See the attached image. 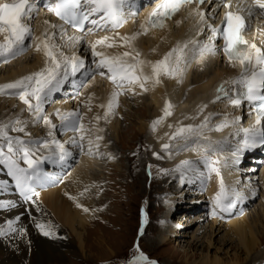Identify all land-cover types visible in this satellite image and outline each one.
Listing matches in <instances>:
<instances>
[{
  "label": "bare ground",
  "instance_id": "bare-ground-1",
  "mask_svg": "<svg viewBox=\"0 0 264 264\" xmlns=\"http://www.w3.org/2000/svg\"><path fill=\"white\" fill-rule=\"evenodd\" d=\"M4 1L6 0H0V3ZM47 1L50 0H38L33 18L25 21L30 25L32 33L31 37L25 41L24 51L15 58L9 59L7 63L4 62L3 58H0V84L13 82L21 77L40 71L45 66L43 51H37L35 48L36 43H39V39L34 40L32 37L41 38L46 30L50 33H57L54 38L55 43L60 46L59 50L69 57L75 54L82 59H87L89 54V59H91V49H88L89 43L104 36H109L115 40L117 46L111 48L98 46L97 51H102L108 56L118 55L125 51H132L135 54L138 51L141 54V59L155 62L162 59L167 52L175 47L177 42L195 39L201 45L209 43L211 33L208 25L211 17H216L214 9L205 10L202 6L200 9L205 13L206 23L203 33L198 35L197 32L200 27L198 25L199 17L193 13V9L197 5H189L176 13L171 20L164 22L165 26L163 28L149 29L146 35H140L133 41L131 47L120 46L122 42L119 40V36H132L140 32L141 25L145 24L149 11L156 4L155 0L151 2L149 0H139L138 5L131 0H124L123 14L126 22L123 26L117 29H111L110 27L107 29H95L91 23H87L83 33L67 29L68 35L84 36V40L80 44L75 47H68L65 41L59 37L60 25H56L51 19V12L48 10V6L51 4H47ZM256 16L257 24L261 26L262 33H264V25H262L264 23V11L258 10ZM97 18L92 17V19ZM45 21L49 23L46 24ZM49 24L56 25V29L51 28ZM89 29H93V31L89 32ZM263 37L260 35V38ZM247 38L249 39V36ZM2 40L3 36L0 35V41ZM253 43L256 44L257 42L253 41ZM233 66H236L235 62L226 64L220 60L218 54L205 55L201 58L198 54L193 57L189 53L188 61L181 76L176 78L161 77L160 84L154 87L151 83L147 85L148 91H141L138 86H135L134 91L128 90V86L118 90L123 97H120L121 94L118 96V107L114 109L113 114L109 115L107 119H104L105 108L101 107V105H107L111 93L116 90L115 86L108 79L106 69H98L97 74H94V76L91 74L85 80V77L89 74V68L87 70L83 68L80 71L81 75L77 73V77L70 76L67 81L48 95L43 104V114L49 116L52 123L56 125V128L52 130V136L48 135L50 129L42 121L37 124L32 123V117L26 110L27 106L18 96L0 94V108H2L0 123H6L17 117L20 119L25 117V120L28 121L26 131L31 134L28 137L29 139L33 141L55 139L64 146L68 154L61 161L59 159V149L55 145H51L48 149L41 148L36 153L37 156L47 157V159H42L40 164L41 180L35 186L39 196L33 197L34 203L25 201L20 196L18 189L15 187L14 177L9 175L7 165L0 164V204L12 205L0 207V228H4L7 233L0 237V258L3 257V260H0V264H20L22 260L27 262L26 264H66L65 255L70 254L74 246L66 240L63 231L57 227L55 221L62 227L69 229L70 233L76 238L79 249L84 250L87 242V238H85L86 227L90 225L93 212H95L91 211V209L96 208V201H93L92 193L94 190L100 189L97 188L99 187L97 186L99 182L97 180L98 175L93 171L95 162L92 158H89L90 155L85 153L84 155L87 157L81 156L74 170L70 171L64 179L60 178L67 166H69L70 161H72V155H76L77 143L72 141L74 139L78 141V138L75 137L78 132L62 128L55 113L57 111L61 113L78 112L83 117L82 123L84 122V114H86L87 118L90 117V123L95 128L93 131L94 137L99 135L104 138L102 131L97 130L103 128L104 120H106L108 123L107 128L109 133L114 135V140L115 138L120 139L117 134L120 130L117 129V119L115 118L116 120H114V117L119 116L121 112L123 113L120 103L122 100L127 102L130 96H133L132 98L136 102H140L143 105L140 110H135L138 127L136 129L133 126L131 127L135 129V132L137 131L144 136L143 139H146V143L152 149L153 154H159L160 159L167 164L162 167L163 172L161 173L164 174L162 178H165V180L164 183L160 182V187L162 185V190L166 191L165 184L170 182L172 178H174L176 183L170 182L172 187L171 191L167 193L169 194V200L167 199L168 201L165 205L164 220L169 219L168 216L170 209L173 207V199L177 194H180L179 197L181 198L183 194L189 193V190L198 191L195 194L199 192L202 194H200L199 198L192 200V202L201 203L200 200L205 199L204 203H206L208 216L213 219L212 223H210L211 225H207L210 230L214 227V220L227 222L224 229L237 239L236 246L242 249L245 258L257 247L263 245L264 158L260 159V165L257 169L251 164V159L237 157L240 151H234L237 149V145H240V138L236 132L240 123L238 117L240 116V111L244 112L245 109L241 107L233 109L225 96L217 100V96L220 93L217 90L221 86L224 87L239 74V70L237 68L234 69ZM200 69L202 70L201 72ZM101 71L106 74L104 80L103 76L100 75ZM150 71V68L145 67L146 74H150ZM83 85L85 96L78 101L75 97ZM65 97H74L75 108L65 104L67 101H58L59 98L65 99ZM166 101H169L173 106L171 109L172 114L165 118L153 131L152 123L163 115ZM80 103H82V106H79ZM203 105H206V107L201 113L199 109ZM130 108L133 110V106ZM45 110H47V114H45ZM89 111H92V113ZM146 114L148 116L147 120ZM97 116L101 117L99 121L96 120ZM205 117H209L208 126L203 130V135L199 140L189 141L187 146L182 140H169V137L175 132L177 127L190 124L194 126L200 125ZM226 119L228 121H236V123L230 124V126L224 127L222 130H215L216 126L222 124ZM105 133L107 134V131ZM20 134L24 133H16L14 137H21ZM122 135L123 133L120 137ZM91 136H93V133ZM21 138L28 140L25 137ZM219 138L223 139L227 150L217 146ZM165 143L171 144L169 151L163 150L162 145ZM209 144L211 147L207 155L212 160H219L221 155L230 157L231 154L234 155L235 153L236 156L231 157L229 161H220L219 165H217L220 168L221 175H223L226 187L229 190L234 189L243 196V199L239 200L236 206L228 212H221L217 209L216 213L213 214L212 200L219 190L220 178L215 173H211L209 176L208 169L203 163V156L205 155L203 146ZM250 151L256 161L255 156L261 154L260 150L254 151L252 149ZM185 160L192 162V170H182L183 173H179L180 176L178 177V175H175V173H178L175 169L179 163ZM231 160L234 161L229 163ZM101 168L103 170V167ZM227 168L234 170L232 173L227 172ZM182 174L183 181L181 179ZM179 189H181L180 192ZM255 196H259V201L254 209L253 218H248L249 215L246 214V211ZM78 203L88 208L89 211L85 212L81 207H77ZM197 205H192L191 209L194 210V206ZM242 214L243 216L240 217ZM9 220L13 221L15 231H7V222ZM37 222L52 226L54 232L52 237L59 244L57 248L39 239L46 236L36 227ZM176 227L177 223L168 225L165 231L158 236V239L154 240L155 243L158 241V243L164 244L169 241L168 237L174 234ZM9 246L12 249L8 248ZM254 260L255 263L261 261L264 264V257H255ZM200 264H221V261L216 257L212 260L205 258Z\"/></svg>",
  "mask_w": 264,
  "mask_h": 264
},
{
  "label": "snow or ice",
  "instance_id": "snow-or-ice-1",
  "mask_svg": "<svg viewBox=\"0 0 264 264\" xmlns=\"http://www.w3.org/2000/svg\"><path fill=\"white\" fill-rule=\"evenodd\" d=\"M195 3L197 7L193 9V13L199 17L198 25L200 26L197 34L204 31L206 23L205 13L199 8V5L205 3V0H160L153 11L149 14L145 24L141 25V31L132 36H119L122 42L120 46L131 47L140 35H146L149 28H163L164 21L170 19L173 15L180 11L181 8ZM124 0H56L54 4L48 6V10L54 13L60 20L76 29L77 32H84L85 23H91L95 29H117L126 22L123 14ZM243 0L237 5L241 8ZM226 11L224 12L223 20L219 27L208 25L211 31L209 43L201 45L195 39H189L183 42H177L162 59L155 62L146 61L140 58L141 54L136 51H125L121 54L108 56L102 51H97L98 46L116 47L117 44L113 38L104 36L94 42L89 43L92 57L97 69H106L108 79L113 83L115 89L108 100L107 105H101L105 108L104 119L113 114L114 109L118 107V96L122 94L120 89L128 86V90L134 91L135 86H138L141 91H148L147 85L151 83L154 86L161 83V77L176 78L181 76L186 65L189 53L195 57L197 54L203 58L205 55H215L217 48L215 41L222 39V51L227 56L229 62L238 61L242 71L240 75L229 83L235 86V96L229 98V102L234 107H239L242 103L247 102L249 106L255 109V123L252 127L242 129L244 137L237 150L242 151L247 148H254L264 145V50L258 47L255 43H249L243 33L246 29L245 16L240 10L233 11L230 0H224L223 3ZM258 8L264 11V0H254V3L248 8V14H252V9ZM36 11L35 4L32 0H11V2L0 3V35L3 40L0 41V58H3L7 63L9 59L15 58L18 54L24 51L25 41L31 37L32 29L26 20L33 18V13ZM92 17H98L92 19ZM48 24V21H45ZM147 25V26H146ZM55 29L57 26L49 24ZM89 32L93 29H89ZM56 32H44L39 39L35 48L37 51H43L45 56V66L37 72L21 77L13 82L0 84V94L16 95L27 106L26 110L32 117V123L37 124L41 121L50 131L49 136H52V130L56 125L52 123L49 116L43 114V104L50 93L61 86L70 76L75 77L76 74L85 67V61L78 55L73 54L71 57L60 51V46L55 43ZM60 39L64 40L68 47H75L84 40L83 35H68L67 29L62 25L59 30ZM98 58V59H96ZM145 67L150 68V74L145 73ZM100 75H105L104 71ZM94 78V77H93ZM182 82V81H181ZM218 92H225L221 86ZM221 97L217 96V100ZM91 99V98H89ZM172 105L169 101L165 102L163 115L152 123V130L155 131L157 126L163 122L165 118L172 114ZM206 105L200 107L202 113ZM90 110V109H89ZM56 118L60 121L61 127L67 130L80 133L79 141L73 140V143H79L83 150V141L85 133L89 131L82 123L83 117L78 112L57 111ZM101 117L97 116L99 121ZM209 117H205L200 125H187L177 127L175 132L171 134L169 140H182L185 146L189 141L199 140L203 135V130L208 126ZM28 121L22 120L19 117L14 120H9L6 123H0V164H5L8 167L9 175L15 179V187L25 201H32L33 197H38L36 184L41 180L40 164L42 159L47 157L37 156L36 153L41 149H48L51 145H55L59 149V159L63 161L68 155L64 146L55 139L52 140H25L20 136L9 135V130L12 132L24 133L25 136L31 134L26 131ZM236 121H228L227 119L220 125L216 126L215 130H222L224 127L234 124ZM171 127V126H170ZM97 131H102L98 129ZM103 137L97 135L95 137L96 152L93 151L94 141L88 140V155L99 154V141ZM205 155L203 163L208 169L209 176L215 173L219 177V190L213 197V214L218 209L221 212H228L236 206V203L243 199L242 194L234 189L229 190L224 184L223 177L220 173L219 160H212L207 152L211 145L203 146ZM163 150L169 151L170 143L162 145ZM159 157V154H154ZM235 155V153H234ZM109 158H112L109 156ZM21 162L26 167L21 166ZM192 170V162L185 160L177 166L175 171ZM183 181V174L181 176ZM75 199L74 197H70ZM12 205L0 204V207H8ZM77 207H81L83 211L88 212L89 209L83 207L79 203ZM36 227L45 236H53L54 232L50 224L37 222ZM7 231H15L13 221L7 222ZM142 231V230H141ZM6 230L0 228V235H6ZM138 255H135L129 264H156V261L149 260L142 252L139 251V246H136Z\"/></svg>",
  "mask_w": 264,
  "mask_h": 264
},
{
  "label": "rangeland",
  "instance_id": "rangeland-1",
  "mask_svg": "<svg viewBox=\"0 0 264 264\" xmlns=\"http://www.w3.org/2000/svg\"><path fill=\"white\" fill-rule=\"evenodd\" d=\"M83 88L84 85L79 90L80 96L84 92ZM82 97L79 98L77 95L75 98L80 101ZM120 97L123 95L121 94ZM132 97L130 96L127 102L122 100L120 107L123 113L121 112L119 116L114 117V120L117 119V129L120 130L117 134L120 139L115 138L114 140V135L109 133L108 123L104 120L102 126L104 138L99 141V154L89 156L95 162L93 171L98 175L97 186L99 187L97 188L100 189L94 190L92 193L97 209L95 207L91 209L95 212H93L90 225L86 227L85 238H87V242L84 250L79 249L78 242L69 229L62 227L55 221L57 227L63 231L66 240L74 246L73 251L65 255L66 264H129V261L138 255L137 245L139 251L149 260L156 261V264H200L205 258L212 260L214 257L218 258L221 264H254L255 257H264V242H262L263 245L257 247L245 258L242 249L236 246L237 239L224 229L227 222L214 220V227L210 230L207 225H211L213 219L205 211L203 213L198 212L202 208L206 209L205 199L200 200L201 203L192 202L202 194L200 192L195 194L198 191L189 190V193L183 194L181 198L179 197L180 194H177L173 199L169 219L164 220L165 205L169 200L167 193L171 191L172 184L170 182H174V178L170 182H166V191H163L160 182L164 183L165 178H162L164 174L161 172H163L162 167L167 164L153 154L152 149L146 143V139H143L144 136L137 131L135 132L138 127L135 110H140L143 105L136 102ZM65 98L67 99L62 101H67L65 104L75 108L74 97ZM79 106H82V103ZM132 106L133 110L130 108ZM0 112H2V108H0ZM89 112L92 113V111ZM45 114H47V110H45ZM147 118L148 116L146 120ZM21 119L25 120V117ZM83 123L89 129L85 133L86 141H83L85 150H81L77 143L76 158H73L74 165L69 163L70 168L65 169L61 179H64L70 171L74 170L81 156L87 157L84 154L88 151V140L95 138L93 132L95 128L91 125L90 117L87 118L86 114H84ZM16 133L18 132L12 133L9 130V134L13 137ZM92 133L93 136H91ZM122 133L123 135L120 137ZM79 134L75 136L78 141ZM20 135L25 138L29 137L24 134ZM93 141L95 145V139ZM94 145L93 151L96 152ZM179 173L183 172L175 173V175H179ZM180 191L181 189H179ZM255 198L246 211V214L249 215L248 218H253L254 209L258 204L259 196H255ZM196 204L198 205L194 206L195 209L192 210V205ZM242 216L243 214L240 217ZM176 223L177 227L174 229V234L168 237L169 241L164 244L158 243V241L155 243L154 240L158 239V236L165 231L168 225ZM222 225L223 227H221ZM39 239L49 243L48 245L54 248L59 246L57 240L52 236ZM2 258L0 260H3ZM259 262L255 264L263 263ZM26 263L22 260L20 264Z\"/></svg>",
  "mask_w": 264,
  "mask_h": 264
}]
</instances>
